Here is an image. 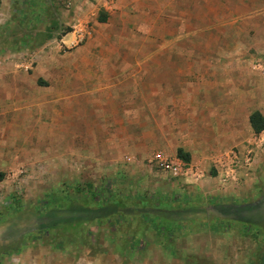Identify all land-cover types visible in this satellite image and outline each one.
I'll use <instances>...</instances> for the list:
<instances>
[{
  "label": "rangeland",
  "instance_id": "374dc122",
  "mask_svg": "<svg viewBox=\"0 0 264 264\" xmlns=\"http://www.w3.org/2000/svg\"><path fill=\"white\" fill-rule=\"evenodd\" d=\"M55 58L87 60L75 89L47 75ZM153 59L201 92L198 108L165 103ZM233 93L245 115L264 109V0H0V264H212L214 232L246 233L214 206L253 204L264 220V130L241 121L212 136L210 113ZM97 198L177 211L102 213ZM250 229L264 264V233Z\"/></svg>",
  "mask_w": 264,
  "mask_h": 264
},
{
  "label": "crops",
  "instance_id": "0c3cea01",
  "mask_svg": "<svg viewBox=\"0 0 264 264\" xmlns=\"http://www.w3.org/2000/svg\"><path fill=\"white\" fill-rule=\"evenodd\" d=\"M5 10H6V7H5ZM2 11V9H1ZM105 19V21L103 20ZM108 18L107 16H104L101 18V22H107ZM76 32L74 31L73 33H70L68 34L65 39L63 40L64 43H66V41H74V37H75V34ZM74 35V36H73ZM166 46V44H165ZM156 47H157V44H152V48H153V51L155 50L156 51ZM51 59H54V58H51ZM168 59H165V65L162 64V63H157L156 59H153L152 61L150 62H153L152 65H155L157 66L158 64V67L159 66H162L163 65L165 66L166 70H165V76L163 77L164 79V84L165 86L162 87V90H161V98L165 99V103L167 104L168 103V106L169 104H173L172 101H169V100H180L179 102L175 103L176 107H179L180 110H183L184 108H187V106L189 107H196L198 108V106L196 104H194V102H192L191 99H198L199 95H201V92H195V93H192L190 94L188 91H185L182 89V86H181V82L180 80L177 82H174L172 80H169L168 77H169V71L167 69H169V65H168ZM56 64H55V63ZM172 61L170 60V63ZM51 63V62H50ZM63 65H66L67 66V69L64 70L63 72L60 71V66H63ZM85 66H89V64L87 63V60H77V59H72V60H69V61H65V63H58V61L55 60L52 61L51 65L49 66V71L47 75H50L52 74V76L57 77L59 80L58 82L61 83V82H68L69 83V87L68 88H76L77 87V81L78 79L80 81H82V78L81 77H78L77 76V68L78 67H85ZM38 73L39 75L41 74L40 70H38ZM153 78L154 80L152 81L153 82V86H156L158 85V79H160V77L158 78L157 76V73H155L153 75ZM182 79V78H181ZM151 83V82H150ZM162 83V82H161ZM60 92H59V95L61 96V92L62 90L61 89H58ZM156 94V91L155 93ZM220 95H226V93H220L218 94V99H219V96ZM233 95V98L231 97V94H228V101L225 102L224 104H222V102H216L215 103V106H216V111H212L210 114L211 115H218V117L216 119H213L212 120V124L214 123V125L211 126V130L213 132L212 136L214 137L215 136V139L219 142L220 138L222 137V134H226L230 137V132L231 131H237L239 128L238 125H240L241 121H242V124H244V126L246 127H251V123H250V116L252 115V113L254 111H260L263 115H264V109H262L261 107L256 109V110H251L249 111L248 114H244L243 111H241V108H238L237 107V96L236 94H232ZM183 99H187V100H190L188 102H182ZM168 100V102H167ZM30 103H32L33 105V102L31 101ZM38 104V103H37ZM221 106H226V107H221ZM40 106H29L28 108V112L29 113H34V111H36V109L38 110ZM238 109V111H237ZM40 110V109H39ZM177 113H181V111L177 110L176 111ZM228 116L227 118H223V117H220V116ZM238 115L240 116V118L238 117ZM240 120V121H238ZM240 122V123H239ZM239 123V124H238ZM214 132H216V134H214ZM232 139V138H231ZM217 142V143H218ZM216 143V144H217ZM215 145V143H213ZM212 145V146H214ZM218 145H220V143H218ZM179 148H183L186 152H190V154H195V152L193 150H191V146L189 144H185V143H180L179 146L176 147V153L178 151ZM231 153L228 152L227 156H230L228 157L230 162H233L235 161L234 159L235 158H238L237 155L232 154V151H230ZM178 157V155H177ZM178 162H184L182 161L180 158H178L177 160ZM236 172V171H235ZM233 173H234V170H233ZM230 174V172H229ZM228 174V175H229ZM232 175V173H231ZM225 175L224 173L219 174L218 177L215 178V176H212L214 177V179H221L222 181H224L225 183L227 182V180H229L230 178ZM234 176V175H233ZM224 177H225V180H224ZM235 177V176H234ZM236 179V178H235ZM221 193V192H219ZM217 195H220V194H217ZM222 195V194H221ZM238 202H235L233 204H235L237 206V208L235 210H233L228 216H223L221 215L222 217H226L227 221H230V223L232 225L236 224H245V225H249V226H256L255 228L259 227L262 229V232L264 233V220L262 218H258V219H255L254 216H253V210H255L256 208L253 206V204L249 205V204H246L244 203V205H241L239 206V204H237ZM221 204H228V203H221ZM214 209H215V206H214ZM262 211V215H261V212H260V216H263V213L264 211ZM217 212V211H216ZM242 215H245L247 218L244 219L242 218L241 216ZM258 217V216H256ZM224 221V220H223ZM263 222V223H262ZM234 223V224H233ZM263 224V225H262ZM252 230V229H250ZM226 233H220L218 231L214 232L213 233V238H214V257H213V263L212 264H257L258 261L261 260V255H260V244H259V237L257 236H252L251 234H247V233H243V232H239V233H229L228 231H225ZM234 242H236L234 244ZM174 255V254H173ZM185 263V262H184ZM188 259H187V262L186 264H188ZM193 264H196V263H193Z\"/></svg>",
  "mask_w": 264,
  "mask_h": 264
},
{
  "label": "trees",
  "instance_id": "16d2710c",
  "mask_svg": "<svg viewBox=\"0 0 264 264\" xmlns=\"http://www.w3.org/2000/svg\"><path fill=\"white\" fill-rule=\"evenodd\" d=\"M103 21H105V19ZM250 123H251V126L255 132L259 133V132L263 131L264 130V115L260 111H254L252 113V115L250 116ZM177 155H178V158H180L184 162L189 163L191 161L190 154L188 152H186L183 148L178 149ZM4 177H5V174L0 172V182L4 179ZM128 205H132V206L134 205L136 207L138 205H140L141 207H143V210H145V211H146V209H150V207H153V208H156L159 210L162 209V207H165L166 212L171 213V214H173L177 211V208L175 206H173V204L165 202V201L141 200V201L136 202V203L125 204V205H121V206H120V204H113L112 207H110V206H107V201L105 199H100V198H97L96 201L93 202L91 209L96 210V211L100 210L102 213L103 212L115 213L119 209L121 211H125L126 209H128L130 207ZM236 208H237V206L235 204H218L215 206V210L223 216H228ZM180 219L181 218H175L172 223L174 224V223H176V221H178ZM169 220H171V219H169ZM227 222L230 223V221H227ZM162 225H163V223H162ZM255 227L252 226L251 229H253ZM243 229L246 232L250 228L248 225H244ZM255 229H257L259 232H262V229L259 227L255 228Z\"/></svg>",
  "mask_w": 264,
  "mask_h": 264
},
{
  "label": "built area",
  "instance_id": "2783aa9c",
  "mask_svg": "<svg viewBox=\"0 0 264 264\" xmlns=\"http://www.w3.org/2000/svg\"><path fill=\"white\" fill-rule=\"evenodd\" d=\"M157 159H158V162H159V164L163 167V168H165L166 170H174V171H176L177 169H175L174 168V165H176V163L175 162H172V161H170L169 159H167V158H165V157H163L161 154H158L157 155ZM179 164H183V163H179Z\"/></svg>",
  "mask_w": 264,
  "mask_h": 264
}]
</instances>
